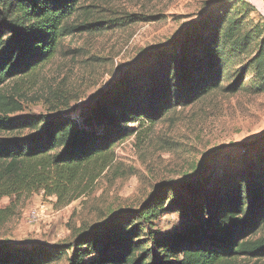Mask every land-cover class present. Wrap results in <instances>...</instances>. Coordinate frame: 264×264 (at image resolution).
Segmentation results:
<instances>
[{
  "label": "trees",
  "instance_id": "trees-1",
  "mask_svg": "<svg viewBox=\"0 0 264 264\" xmlns=\"http://www.w3.org/2000/svg\"><path fill=\"white\" fill-rule=\"evenodd\" d=\"M231 1L211 2L203 17L168 50L151 52V64L130 75L126 90L112 96L100 94L76 114L67 111L46 118L41 128L38 119L10 117L18 107L0 93V198L20 191L60 197L78 177L106 168L113 145L132 133L129 123L153 122L171 107L187 105L222 87L225 67L241 57L254 39ZM79 3L0 0V87L51 60L65 37L124 26L129 21L116 18L101 27L98 21L75 24L70 17ZM260 34L261 30L254 36ZM246 67L258 90H264L263 41ZM236 86L229 84L226 89ZM24 129L38 132L25 138L14 134ZM213 175L197 179L190 187L192 200L184 208L187 213L181 225L165 235L153 231L155 221L168 211L160 194L132 215L116 212L106 223L77 234L60 252L55 248L52 253L68 252L67 264H221L241 255L264 257V237L253 239L264 225V166L222 180ZM215 180V192L208 194L205 185ZM207 198L211 201L204 218L203 200ZM176 200L177 196L171 204ZM142 235L150 247H145L149 242ZM52 253L43 245L30 249L6 246L0 250V264H46L55 259Z\"/></svg>",
  "mask_w": 264,
  "mask_h": 264
},
{
  "label": "rangeland",
  "instance_id": "rangeland-1",
  "mask_svg": "<svg viewBox=\"0 0 264 264\" xmlns=\"http://www.w3.org/2000/svg\"><path fill=\"white\" fill-rule=\"evenodd\" d=\"M214 1L80 0L70 17L75 24L98 21L101 27L116 18L129 21L102 31L75 32L63 39L51 60L32 73L7 80L0 93L18 107L10 117L38 119L41 128L44 119L67 111L76 114L100 94L121 93L135 70L149 67L151 52L168 50ZM231 2L254 39L241 57L225 67L222 87L187 105L171 107L153 122L129 123L132 133L113 145L106 168L78 177L60 197L44 191L1 197L0 250L43 245L50 253L55 248L60 252L77 234L106 223L116 212L132 215L160 194L168 211L155 221L153 231L165 235L181 225L184 208L192 200L190 187L197 179L209 178L213 172L222 180L264 166V90H258L246 67L264 42V0ZM235 83L234 90L226 89ZM37 132L24 129L14 134L25 138ZM216 186L215 180L205 189L214 194ZM210 201L203 200L204 218ZM36 207L42 212L33 217L29 213ZM259 237H264V225L253 239ZM140 238L149 242L145 247L151 246L145 235ZM52 255L55 259L46 264L69 260L68 252ZM221 264H264V257L241 255Z\"/></svg>",
  "mask_w": 264,
  "mask_h": 264
},
{
  "label": "built area",
  "instance_id": "built-area-1",
  "mask_svg": "<svg viewBox=\"0 0 264 264\" xmlns=\"http://www.w3.org/2000/svg\"><path fill=\"white\" fill-rule=\"evenodd\" d=\"M41 212H42V209L36 207V208L30 210V213H29V214H30L31 216H33V217H36V216H38Z\"/></svg>",
  "mask_w": 264,
  "mask_h": 264
}]
</instances>
